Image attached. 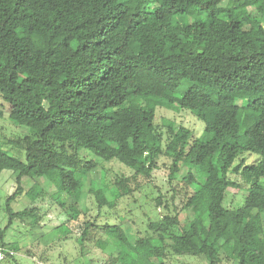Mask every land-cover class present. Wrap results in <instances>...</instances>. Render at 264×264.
I'll return each instance as SVG.
<instances>
[{
    "label": "trees",
    "instance_id": "obj_1",
    "mask_svg": "<svg viewBox=\"0 0 264 264\" xmlns=\"http://www.w3.org/2000/svg\"><path fill=\"white\" fill-rule=\"evenodd\" d=\"M0 97L27 130L6 141L16 155L0 144V174L14 183L2 249L13 220L41 219L36 206L12 207L44 197L37 181L22 186L34 176L50 180L51 203L72 219L93 196L98 213L83 221L79 252L101 233L104 264H264V0H0ZM158 101L188 111L201 133L167 119L162 131ZM162 157L180 190L152 198L164 213L147 218L148 235L131 238L124 217L99 224L130 189L120 176L85 192L97 159L149 180ZM230 189L243 197L236 208L225 205ZM175 193L192 212L184 222Z\"/></svg>",
    "mask_w": 264,
    "mask_h": 264
},
{
    "label": "rangeland",
    "instance_id": "obj_2",
    "mask_svg": "<svg viewBox=\"0 0 264 264\" xmlns=\"http://www.w3.org/2000/svg\"><path fill=\"white\" fill-rule=\"evenodd\" d=\"M185 86V84H182L181 87ZM4 106L7 107V104L0 97V109L3 113L0 116V144H2V148L5 151L16 155L15 148L8 145L6 141L11 137L23 135L27 130L9 121L7 110ZM166 119L176 124L187 126L193 131L194 135H199L203 128L202 123L188 111L170 109L165 107L161 101H158L156 121L162 131L165 130L162 123ZM255 158L252 155V157H248L247 162H251ZM97 160V165L86 179L85 192L91 186V181L95 185L106 183L111 186L116 177L119 178L120 176L124 177V181L130 189L128 195L116 200L113 208L103 207L97 217V222L101 224L106 219L110 223H118V220H122L124 217L133 221L134 225L130 229L131 238L135 237V229L137 230V235H148L149 231L146 230L147 218L154 220L161 217L164 213L162 206H157L152 198L160 192L164 195V198L170 200L172 190L175 189L176 192L180 190L177 180H173L170 183L167 181L168 159L162 157L159 160V167L151 173L149 180L142 176L134 177L133 172L129 168L115 160ZM183 171L184 169L177 176L182 174ZM34 181H37L44 189V197L31 203L26 196H22L19 202L16 205H12V207L14 210H18V206H36L38 215H42L41 219L38 224H33L30 218L13 220L12 225L5 232L4 239L8 242L5 249L13 250L15 259L19 264H86V260H90L89 264H104L109 255L107 245L110 239H104L101 233L91 232L89 239L83 243L84 251H82V254L79 252L78 237L83 229V221L85 219L93 220L95 214L98 213L93 196L85 194L81 197L77 204L78 217L72 219L68 215L69 210L66 209L67 211H65L57 204L51 203L49 195L54 191V185L47 178L23 177V188L28 189ZM13 190L14 183L10 177V172L2 171L0 174V234L1 229L7 222L4 213V201L6 195L13 192ZM242 200L241 193L230 189L226 194L225 205L229 208H236L241 204ZM70 203L71 199H68L66 206ZM174 205L179 211L178 216L181 222L192 217L191 210L180 212V193H175ZM261 217L264 219L263 214ZM124 226L127 227L128 223L125 222ZM201 261L204 262L205 260L202 259ZM171 262L172 264H180V259L173 258ZM0 264L14 263L10 259H5L0 261Z\"/></svg>",
    "mask_w": 264,
    "mask_h": 264
},
{
    "label": "built area",
    "instance_id": "obj_3",
    "mask_svg": "<svg viewBox=\"0 0 264 264\" xmlns=\"http://www.w3.org/2000/svg\"><path fill=\"white\" fill-rule=\"evenodd\" d=\"M5 251L9 252L10 254H14L13 250H10V249H2L0 247V261L4 258Z\"/></svg>",
    "mask_w": 264,
    "mask_h": 264
}]
</instances>
